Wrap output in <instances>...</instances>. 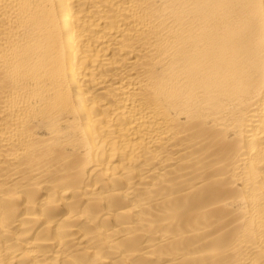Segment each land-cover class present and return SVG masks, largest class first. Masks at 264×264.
<instances>
[{"label":"bare ground","instance_id":"bare-ground-1","mask_svg":"<svg viewBox=\"0 0 264 264\" xmlns=\"http://www.w3.org/2000/svg\"><path fill=\"white\" fill-rule=\"evenodd\" d=\"M0 264H264V0H0Z\"/></svg>","mask_w":264,"mask_h":264}]
</instances>
